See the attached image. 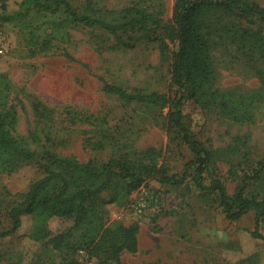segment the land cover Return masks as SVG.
<instances>
[{
	"label": "rangeland",
	"instance_id": "rangeland-1",
	"mask_svg": "<svg viewBox=\"0 0 264 264\" xmlns=\"http://www.w3.org/2000/svg\"><path fill=\"white\" fill-rule=\"evenodd\" d=\"M74 1L79 4L83 0ZM96 1L106 8L134 1L144 5L160 3L163 18L168 20L175 0ZM253 1L264 7V0ZM10 7H14L11 0ZM212 20L218 86L241 90L260 86L261 74L264 76L262 52L245 53L249 43L243 48V41L226 29L247 28L259 31L264 38V23H250L222 13L212 14ZM36 23L34 19L31 27ZM68 32L66 39H54L45 50L32 52L40 46L38 42L18 26L0 21V102L4 104L0 111L12 119V135L42 153L41 144L29 136L37 129L42 131L43 145L81 161L106 160L113 153L110 138L115 137L128 144L118 153L132 150L128 156L134 159L138 150L153 149L148 158L176 178L182 177L188 167L181 184L148 177L127 201L107 205V221L138 226V250L123 251V264H242L243 260V264H264V240L251 233L255 230V212L250 210L239 219H231L217 192L197 185L198 179L208 184L210 176H218L232 194L237 179L229 171L230 157L234 162L241 157L242 164L236 165L239 175H243L241 167L251 173L256 161L264 160V102L255 106L253 122H238L219 115L215 109L201 107L193 99H184L180 108L194 141L222 151L220 157L202 166L181 133L175 127L170 132L165 127L168 107L127 101L103 89L102 79L129 90H156L180 97L183 91L171 83L169 71L170 50L176 44L164 37L162 30L140 34L130 47L118 46L113 35L100 27L78 25ZM44 37L40 31L39 43ZM161 41L169 48L162 49ZM41 107L55 109L52 118L40 119L37 110ZM69 109L104 119L110 138L102 137L93 123L67 114ZM237 136H246L247 143L238 144V151L229 149ZM89 139L101 140L102 144L95 146ZM43 175L44 168L36 161H26L14 171L0 173L1 231L11 227L10 206L21 199L32 181ZM249 187L250 191H260L257 185ZM70 223V219L53 218L48 228L54 234ZM29 227L31 221L27 220L13 234L0 236V264H58V250L45 245L44 239L30 237ZM259 232L264 233V218ZM84 253L88 261L116 264L110 257H89Z\"/></svg>",
	"mask_w": 264,
	"mask_h": 264
},
{
	"label": "trees",
	"instance_id": "trees-1",
	"mask_svg": "<svg viewBox=\"0 0 264 264\" xmlns=\"http://www.w3.org/2000/svg\"><path fill=\"white\" fill-rule=\"evenodd\" d=\"M0 1V21L18 26L30 39L38 42L40 46L34 47L32 52L45 50L54 39H66L69 37L68 29L78 25L103 28L113 35L118 46L125 47L132 46V41L140 34L162 30L164 37L176 44L170 50V80L182 89V95L174 98L156 90H129L102 79L103 89L127 101L168 107L165 127L169 132L175 127L181 133L202 166H208L210 161L221 156L222 151L194 141L180 108L184 99H193L201 107L215 109L219 115L238 122H253L255 106L264 102L262 74V84L258 87L246 90L222 88L217 84L213 57L212 14L222 13L250 23H264V7L253 0H175L168 20L163 18L160 3L144 5L134 1L118 8H106L98 6L96 0H83L79 4L74 0H11L14 5L11 8L10 0ZM34 19L37 23L31 27ZM226 30L243 41V48L249 43L245 53L252 55L261 51L264 58V38L259 31L230 26ZM40 31L45 34L41 43L38 39ZM160 46L169 48L165 41H161ZM3 105L0 102V106ZM54 113L53 108L37 110L40 119H50ZM67 114H72L79 121L93 123L102 137L110 138L104 119L70 109ZM11 124L12 119L0 111V173L14 171L26 161H36L44 168V175L32 181L21 199L10 206L8 217L11 227L0 230V236L13 234L29 220L28 235L44 239L45 245L58 250V264H79V250L89 256L110 257L116 264H123V251L138 250V226L107 221V205L127 201L148 177L157 176L161 182L178 185L188 173L186 167L180 178L169 175L165 167L148 158L153 149L138 150L134 159L128 156L132 150L118 153L128 144L127 141L120 143L115 137L110 138L113 153L106 160L81 161L72 154L57 153L43 145L42 131L36 129L29 136L41 144L40 153L13 136ZM78 130L83 132V129ZM235 140L229 149L238 151V144L247 143L246 136H237ZM48 141L47 136L46 143ZM89 142L95 146L102 144L101 140L94 142L89 139ZM240 160L239 156L234 162L231 156L228 161L230 174L237 179L232 194L228 193L226 184L218 176H210L208 184L198 179L197 185L217 192L226 216L231 219H239L253 210L255 230L251 233L264 240V233L259 232L264 218V160H257L251 173L241 167L243 175H239L236 165L242 164ZM250 185L259 186L260 191H250ZM53 218L70 219L71 223L65 230L52 234L48 222ZM241 262L243 264L245 260Z\"/></svg>",
	"mask_w": 264,
	"mask_h": 264
},
{
	"label": "built area",
	"instance_id": "built-area-1",
	"mask_svg": "<svg viewBox=\"0 0 264 264\" xmlns=\"http://www.w3.org/2000/svg\"><path fill=\"white\" fill-rule=\"evenodd\" d=\"M3 51L2 46L0 45V53ZM85 251L79 250L77 254V258L79 260V264H97L94 261H88L87 256L84 253ZM88 255V254H87ZM89 256V255H88ZM90 257V256H89Z\"/></svg>",
	"mask_w": 264,
	"mask_h": 264
}]
</instances>
